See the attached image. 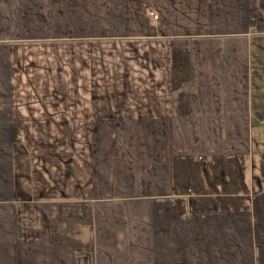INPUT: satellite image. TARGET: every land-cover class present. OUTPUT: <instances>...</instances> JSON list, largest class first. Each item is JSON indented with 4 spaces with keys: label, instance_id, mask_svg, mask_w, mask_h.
I'll return each mask as SVG.
<instances>
[{
    "label": "crops",
    "instance_id": "obj_1",
    "mask_svg": "<svg viewBox=\"0 0 264 264\" xmlns=\"http://www.w3.org/2000/svg\"><path fill=\"white\" fill-rule=\"evenodd\" d=\"M263 117L264 0H0V264H264ZM215 156L248 209L180 216Z\"/></svg>",
    "mask_w": 264,
    "mask_h": 264
},
{
    "label": "trees",
    "instance_id": "obj_2",
    "mask_svg": "<svg viewBox=\"0 0 264 264\" xmlns=\"http://www.w3.org/2000/svg\"><path fill=\"white\" fill-rule=\"evenodd\" d=\"M149 11V10H148ZM146 10V22L148 14ZM189 58L180 50H173L172 87L178 91L191 78ZM186 101L184 106L186 107ZM19 133L14 134L19 141ZM259 176L264 185V152L258 165ZM248 165L244 156L175 157L173 160L174 189L177 211L186 216L188 204L185 196L192 192V212L247 210Z\"/></svg>",
    "mask_w": 264,
    "mask_h": 264
},
{
    "label": "rangeland",
    "instance_id": "obj_3",
    "mask_svg": "<svg viewBox=\"0 0 264 264\" xmlns=\"http://www.w3.org/2000/svg\"><path fill=\"white\" fill-rule=\"evenodd\" d=\"M263 146V144L262 143H260V142H258L257 143V146H258V148L256 149L258 152H261V150L262 149H260L261 148V146ZM257 158V157H256ZM256 175H259V171H258V164H257V171H256Z\"/></svg>",
    "mask_w": 264,
    "mask_h": 264
},
{
    "label": "built area",
    "instance_id": "obj_4",
    "mask_svg": "<svg viewBox=\"0 0 264 264\" xmlns=\"http://www.w3.org/2000/svg\"><path fill=\"white\" fill-rule=\"evenodd\" d=\"M151 15L155 18V20L159 19V15L158 14L152 13ZM263 121H264V117H263Z\"/></svg>",
    "mask_w": 264,
    "mask_h": 264
}]
</instances>
